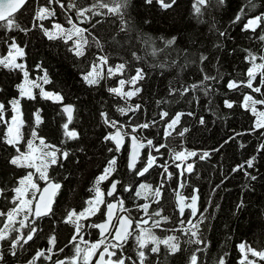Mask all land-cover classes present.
<instances>
[{
    "label": "trees",
    "instance_id": "1",
    "mask_svg": "<svg viewBox=\"0 0 264 264\" xmlns=\"http://www.w3.org/2000/svg\"><path fill=\"white\" fill-rule=\"evenodd\" d=\"M94 2L95 0H60L65 5L61 9L55 2L49 5L48 0H29L15 14L17 22L30 29L27 33L18 30L4 31L0 28V56L6 55L14 38L15 43L24 51L22 60L29 80H35L46 73L50 82L43 85L44 90L63 97L62 102L42 99L40 90L36 88L34 100H20L21 118L24 122L21 129L23 140L18 145L20 151H27L26 143L35 127L34 114L39 110L42 122L35 128L38 136L44 138L47 144L69 152L66 160L60 157L57 164L48 169L50 180L61 185L52 214L36 220L34 227L37 231L33 239L27 244L21 241L22 246H18L15 256L11 255L9 246L11 238L18 235L17 232L12 231L9 239L0 242V249L4 252V264H29L39 250H44L45 256L50 255L51 259L40 257L35 264H56L57 261L71 264L75 244L70 241L75 228L73 224L64 223V220L71 210L79 213L86 207L85 202L94 195L89 189L113 157L117 161L115 171L100 183L105 203L100 205L95 215L80 221L84 225L81 234L85 241L99 240L100 233L97 228L88 225L105 220L106 204L111 201L106 194L111 183L117 180L120 183L113 200L123 199L124 207L131 210L124 214L132 217L134 233L138 231L136 221L143 218L148 223L141 227L151 229L152 234L160 240L169 236L179 238L180 250L175 254H169L163 244L160 245L158 253H151L149 250L154 245L149 242L143 249L147 256L145 264H190L193 254L197 255L198 264H217L221 257L225 264H240L243 258L239 250L241 243L245 244L246 250L251 247L264 251V150L258 151L259 146L264 143V135H261L264 129L252 132L255 117L241 107L246 94L256 99H264V86L261 87V93L252 92L244 84L233 90L226 86L230 80L247 81L246 73L251 66L246 59L248 53L257 57V64H264V60L260 59L264 57V41L259 39L264 35L261 31L264 29V21L255 32L242 30L247 19L264 13V0H253L255 7L247 6L248 0H224L219 6L213 0L211 6L202 7L203 15L199 19L193 13L194 0H177L176 5L167 10L161 9L156 0L151 5L146 4L145 0H132L128 9L133 29L130 33L121 32L118 19L106 15L92 16L88 13L91 19L81 23L75 8L69 7L71 4H75L77 8L90 7ZM41 6L54 9L55 16L44 21L34 20L35 12ZM242 8L240 20L234 23ZM103 11L106 12V9ZM69 16L78 27L88 30L84 35L88 37L90 46L83 57L75 56L70 50L73 41L65 43L63 38L50 40L39 27L42 23L44 27L53 30L52 25L59 23L65 29L70 28L71 25L67 22ZM221 32L224 33L223 36L220 35ZM93 36L100 40L103 51L92 45ZM139 36L152 37L158 48L163 47V40L172 37H176V43L152 57L148 55L150 50H146L138 39ZM133 52L142 59H134ZM201 54L208 57L203 63L200 62ZM99 55H107L109 58L108 64L101 69L104 78L98 85L89 86L82 76L89 71L92 61ZM125 62L126 68L122 76L117 74L107 77L109 66ZM161 63L166 66L158 67ZM137 68H142L144 72V79L135 86L141 89L137 95L125 101L109 93L108 89L118 86L120 79L127 80L134 76ZM261 71L264 70H257L253 87L260 86V81L264 78ZM205 74L217 77V80L204 82L210 89L207 95L202 89L189 91L184 95L179 92L170 94V89L200 84ZM23 81V72L19 69L9 70L0 66V103L4 105L5 120H10L13 115L10 102L19 97L18 86ZM123 90H130V86L126 84ZM225 100L233 102L234 106L231 109L226 108ZM137 104L140 105L138 111H129L127 115L118 111L120 107H135ZM67 105L73 107L68 131H76L77 139L65 136L63 125L67 122V113L62 109ZM257 108L264 110V105H257ZM163 111L168 112V116L161 120L160 113ZM102 112L107 113L109 120L118 121V126L124 125L121 131L130 134L125 136L127 143L130 136L135 135L146 138L145 141L151 139L156 146L166 145L159 153L152 151V155L157 157L156 164H167L168 171L173 174L164 183L159 203H152L150 195L147 200L136 197L135 192L139 190L141 183L151 185L154 190L161 182L163 169L154 165L143 177L130 171L128 144L116 152L114 143L111 140L105 141V137L116 129L104 123ZM189 112L193 115H187ZM178 113L184 115L172 135L165 139L166 124ZM200 117L204 118L203 124L199 123ZM146 122L153 123L154 126L132 133L133 126ZM184 128L188 132L179 136L178 133ZM5 132L6 125L0 123V137ZM236 133L241 135L237 136ZM36 144H39L38 140ZM110 148L113 151H109ZM172 150L197 153L190 159L194 164L193 172L184 174L186 185L182 194L191 197L193 189H199L200 215L204 216V221L199 226V235L206 242V248L204 245L189 244V236L180 231H172L180 227L173 191L177 189L180 171L176 164H171ZM204 152L209 153V156L201 159ZM16 155L19 153L13 147L0 142V189L5 190L0 195V211L5 213L14 207L11 203L15 195L12 189L18 186V181L28 172H34L31 168L11 165L9 161ZM147 155L148 151H145L137 170L144 166ZM252 157H255L254 167L247 168L245 165V168L257 177L255 180L246 176L244 169L233 171ZM34 180L41 189L45 186L44 181L38 180V173ZM126 186H131L132 190L124 191ZM28 198L31 199V192ZM144 203L150 204L147 216L137 208ZM34 204L35 201L33 209ZM155 210H161V216H153ZM199 216L194 223L198 222ZM162 217L169 219L159 227H153V222L161 220ZM22 218L23 214L17 217V221ZM184 218H190L189 212ZM4 219L0 217V229H3ZM31 219L34 217H30L29 222ZM15 227L19 228L20 224L17 222ZM185 227L188 225L185 224ZM22 232L26 236L29 228H23ZM53 235L56 238L54 247L49 243ZM80 246L86 247L84 244ZM49 248L52 249L51 252H48ZM198 248L204 250L197 251ZM116 252L115 259L121 255L131 257V260H125V264L138 260L134 236L128 238L122 252ZM247 260L264 264V260L252 256L251 253H248Z\"/></svg>",
    "mask_w": 264,
    "mask_h": 264
},
{
    "label": "snow or ice",
    "instance_id": "2",
    "mask_svg": "<svg viewBox=\"0 0 264 264\" xmlns=\"http://www.w3.org/2000/svg\"><path fill=\"white\" fill-rule=\"evenodd\" d=\"M27 0H0V28L4 31H23L27 33L30 29L22 27L18 22L17 18L15 17L14 13H16L25 3ZM53 2L59 4L61 9L65 8L63 3H60V0H48V4H52ZM132 0H95V2L90 7L84 8H77L75 4L69 5V7L75 8L77 18L80 20L81 23L89 21L91 17L88 13H91L92 16H101L106 15L110 17H114L118 19L120 24V31L121 32H131L133 29L132 25V18L128 13V9L131 6ZM217 6L222 5L224 0H214ZM146 4L151 5L153 0H145ZM156 3L160 6L161 9L167 10L172 8L176 5L177 0H156ZM213 4V0H194L193 3V13L199 19L202 17V7L211 6ZM251 7H255L253 0H248V5ZM106 9V12L103 10ZM55 10L50 9L47 6L39 7L34 15V20L44 21L49 19L50 17L55 16ZM241 14H243V8L241 9V13H238L233 21L238 22L241 18ZM264 21V13L256 15L253 18L247 19L246 23L243 26V31L251 30L255 32L258 27H260L261 22ZM68 24L71 25L70 28L65 29L61 24L56 23L52 25L53 30H49V28L44 27L41 23L39 27L44 32V34L48 37V39H60L63 38L64 42L67 43L69 40L73 41V46L70 49L75 56L83 57L86 53V49L90 46V42L87 36L84 35L87 32V29L80 28L77 26L76 23L73 22L72 18L69 16L67 20ZM99 23V21H97ZM58 30V31H56ZM264 32V29H261ZM91 35V34H89ZM221 36L224 35L223 32L220 33ZM75 37V39H74ZM138 39L140 42L145 46L146 50L148 51V55L152 57H156L160 52L165 51L168 48H171L176 43V37H172L171 39L163 40L161 37L160 39L163 40V47L158 48L156 46V41L150 36H139ZM261 41H264V35L259 37ZM92 45L98 48L100 51H103V45L101 44L100 40L93 36L92 37ZM133 57L136 60L142 59V57L137 56L135 52H133ZM24 56V51L20 48L13 38L12 43L3 57H0V66L7 68L9 70H16L19 69L23 72L24 83L18 86L19 90V97L14 98L11 102V109L13 111V115L10 120H5L4 118V105L0 103V123L6 125V132L3 137H0V142H3L15 149L19 155L13 156L9 163L11 165H15L17 167H27L34 169L27 173L26 176L21 178L18 181V186L12 189L15 193L14 197L11 200V203L14 205L12 209L8 212L0 211V217L5 218L3 221V229H0V242L9 239L10 233L15 231L18 235L14 238H11V243L9 246V251L11 252L12 256L17 254V248L21 245V241L24 244H27L28 241L33 239L37 228L34 227L36 224V220L40 219L43 216H49L52 214V205L54 203V198L56 193L61 188L59 183H55L50 180L48 176V169L52 165H56L58 159L62 157L63 159H67L69 156L68 151H62L55 145L47 144L44 138L39 137L35 128L39 126L42 122L39 110L34 114L35 117V127L31 132V138L26 143L27 151L21 152L18 145L23 140L22 134V127H23V120H22V113L20 108V100L23 98H27L29 100H34L36 95L33 92V89L38 88L39 95L42 99L53 100L55 102H62L63 97L58 93H53L49 91H45L43 88L44 84H48L50 81L48 80L47 74L45 73L42 77H38L35 80H29L28 72L25 68V65L22 63H17V58H22ZM108 56L107 55H99L97 56L91 63L89 71H87L83 76L82 79L84 82L89 86H95L100 83V80L104 78V75L101 71L104 65L108 64ZM208 57L206 55H200V62L203 63L207 60ZM247 60L250 62V68L248 69L246 76V82H237L235 80H230L227 83V88L230 90L238 88L241 84H244L247 88L251 89L252 92L261 93V87L264 86V78L260 81V86L253 87V82L256 78V73L258 69L264 70V64H257L256 60L257 57L251 53H248L246 57ZM261 60H264V57H260ZM175 61H173V64ZM160 68H164L166 65L161 63L157 65ZM126 68V62L116 64L114 66H109L107 68V77L111 78L114 75H123L124 70ZM261 76L264 77V71H261ZM144 79V72L142 68H137L135 70V75L129 79H120L118 81V86L111 87L108 89L109 93H113L116 96L120 97L127 101L131 99L133 96L137 95L141 89L135 87L137 82ZM217 80L215 76H209L205 74L203 76V80L200 84H192L190 86L184 87L182 89H170V94L174 95L177 92L180 95H184L189 91L195 92L197 89H202L207 95L210 89L205 85V81H214ZM130 86V90L124 91L125 85ZM157 103H160L159 101ZM209 103H211L209 101ZM224 105L226 108L231 109L234 104L233 102H229L227 100L224 101ZM257 105H264V99H256L252 95H244L241 107L252 114L255 117L251 131H257L259 129H264V110H260L257 108ZM140 109V105L137 104L135 107L128 105L126 107L118 108V111L121 114L127 115L129 111H138ZM63 112L67 113V122L63 125V129L65 130V136L70 139H77L78 133L76 131H68V124L72 121V112L73 107L70 105L64 106L62 109ZM184 115L183 113L176 114L167 124H166V133L165 139L168 136L172 135V132L175 131L176 125L179 123L181 116ZM187 115L191 116L193 113L189 112ZM161 120L168 116V112L163 111L160 113ZM101 117L104 120V123L107 124L109 127L115 128L116 131L114 133H109L105 137V141L111 140L115 145V151L119 152L121 147L123 146L124 136L130 135L127 132L122 134L121 129H123L124 125H119V122L116 120H109L107 113H101ZM200 124L204 123V118L200 117L199 120ZM154 126L153 123H143L137 126L132 127V133L137 132L139 129H148L149 127ZM171 130V131H168ZM188 132L187 128L182 129L178 135L184 136V134ZM236 135H241V133H236ZM264 135V133H261ZM234 138V137H233ZM131 139V152H130V159H129V170L136 173L137 176L142 177L151 169L154 165L163 169L162 179L160 184L153 190L151 185L141 183L139 185V190L135 192L136 197H140L142 199L147 200L148 196L152 197V203H159V200L162 196V189L164 187V183L167 180L172 178V173L168 171L167 164H156L157 157L152 155V151L159 153L160 149L166 147V145H159L156 146L153 144L151 139H147L146 143L143 142L142 138H139L135 135L130 136ZM146 139V138H144ZM39 141V144H36V141ZM228 141H225L227 143ZM149 148L150 151L147 155L146 162L144 166L137 170L136 164L139 159V151L142 148ZM243 147V145H241ZM259 150H264V143L259 146ZM109 151H113V149H109ZM215 151H218L216 149ZM59 153V157H58ZM196 152H188L182 150L180 152H176L172 150V159L174 161H182L189 157L196 156ZM209 156V153L204 152L201 154L200 158L205 159ZM255 157L250 158L246 162L241 165H238L233 171H239L244 169V174L248 176L251 180H255L257 177L251 175L247 171V168L254 167ZM116 157H113L109 160L108 165L105 167L103 173L97 177L96 181L92 188L89 189L94 195L88 199L86 203V207L77 213L74 209L71 210L68 215L66 216L64 223H70L74 225L75 231L70 243L75 244L74 256L71 258V264H91V258L95 256V253L103 246V251L100 252L99 258L97 259L96 264H125V260H131V257H125L121 255L117 259L113 260L112 257L117 255L116 250L119 249L123 250L124 244L127 242L130 236H134L135 243L137 244V258L138 260L132 261V264H145L147 259L146 253L143 250L146 245L151 242L154 247H152L149 251L151 253H158L160 251V245L163 244L168 249L169 254H175L180 250L179 238L177 236H169L164 240H160L154 234H152L151 229H145L141 227L142 224H147L148 220H141L136 221V228L137 232L132 231V224L133 219L130 215H121L116 217V223L113 224L114 218V210L117 209L119 205V211L121 213L130 212V209H126L124 207L123 199L117 198L115 203L108 202L106 204V221L103 223H92L89 224L88 227L91 228H98L100 231V238L96 242L85 241L83 238L82 229L84 225L80 223L81 220H87L90 216L95 215L96 212L99 211L100 205L104 204V193L100 188V183L105 181L110 177V175L115 171L116 165ZM245 165L247 168H245ZM176 167L180 169L179 172V182L177 189H174L175 197H176V207L180 216V227L174 228L172 231H180L184 235L189 236V240L187 243L189 244H196V245H204L205 248L207 247L206 242L200 238L199 235V226L200 223L204 221V216L201 214L199 216V220L196 223H193V220L197 218V214L199 212L198 208V200H199V189H193V194L191 197L185 196L182 194L179 189H183L186 185V181L184 180V174L192 173L194 165L189 163L186 166L182 164H176ZM38 173V180L45 182V187L42 189L39 187L38 183L34 180V176ZM120 183L119 181L114 180L110 186V190L107 192L109 197L113 196L116 191L117 184ZM131 186H126L124 191H131ZM5 190L0 189V195L3 194ZM31 192V199L28 198V194ZM39 193V196H37ZM35 201V208L33 209V202ZM150 207L149 203H144L142 205H138L137 208L140 211H143L144 214L148 215V209ZM188 209L189 211V219H185V210ZM23 214V218L17 221V217ZM153 216H161V210H155L152 213ZM30 217H35V219H31L29 222ZM75 218V219H74ZM151 219V217H150ZM168 217H162L161 220H156L153 222V227H159L162 222H167ZM20 224V227H15L16 223ZM185 224L188 227H185ZM29 228L28 234L22 232L23 228ZM110 229H114L110 231ZM77 237H79V241H77ZM110 238V239H109ZM194 238V239H193ZM50 245L53 247L56 243L55 236H51L49 240ZM84 244L86 247H81L80 245ZM204 248H198L197 251H203ZM239 250L243 254V258L240 264H256V261H248L247 255L251 253L252 256L258 257L260 260H264V251H257L248 247L246 250V246L244 243L239 245ZM52 249L49 248L48 252H51ZM62 251V249H61ZM108 257L106 260L105 257ZM40 257H45V259H51V256H45L44 250H39L33 260L29 261V264H35V261L38 260ZM0 264H4V252L0 249ZM56 264H66L65 261H57ZM190 264H198L197 255L193 254L190 257ZM217 264H225V260L221 257Z\"/></svg>",
    "mask_w": 264,
    "mask_h": 264
},
{
    "label": "water",
    "instance_id": "3",
    "mask_svg": "<svg viewBox=\"0 0 264 264\" xmlns=\"http://www.w3.org/2000/svg\"><path fill=\"white\" fill-rule=\"evenodd\" d=\"M28 1H29V0H27V2H28ZM27 2H26V3H27ZM26 3H25V4H24V5H23V6H22V7H21L16 13H18V12H19V11H20V10L26 5ZM16 13H14V15H15ZM67 115H68V114H67ZM72 116H73V112H72ZM122 134H123V132H122ZM144 143H146V142H144ZM127 144H128V147H129V153H128V164H129L130 152H131V139L129 138V141H128V143H127V138L124 136L123 146H122L121 148H124ZM146 148H147V147L140 149V151H139V159H138V162H137V164H136V168L138 167V165H139V163H140V160L143 158ZM152 168H153V167H152ZM152 168H151V169H152ZM128 169H129V167H128ZM151 169H149V171H150ZM149 171H148V172H149ZM179 171H180V169H179ZM148 172H147V173H148ZM147 173H145V175H146ZM145 175H144V176H145ZM142 177H143V176H142ZM116 181H117V180H116ZM53 182H54V181H53ZM111 184H112V183H111ZM118 185H119V183H118L117 186H116V191H115V193L113 194V196L109 197V196L106 194L107 197H108V199L111 200L110 202H113V203L116 202V201L113 200V199L115 198V196H116V194H117ZM110 186H111V185H110ZM110 186H109V188H108V191L110 190ZM44 187H45V186H44ZM59 190H60V189H59ZM59 190H58V192H59ZM108 191H107V192H108ZM179 191L182 192V189H179ZM58 192L56 193V196H57ZM38 196H39V195H38ZM56 196H55V198H54V203H55ZM54 203H53V205H52V208H53V206H54ZM34 208H35V204H34ZM198 208H199V212H198V214H197V217L200 215V197H199V200H198ZM189 211H190V210L186 209V210H185V214H186L187 212H189ZM105 212H106V210H105ZM118 212H119V205L117 206V209L114 210L115 215H114V218H113V221H112L113 224L116 223V217H118ZM44 217H47V216H43V217H41V218H44ZM34 219H35V217H34ZM195 220H196V219H195ZM195 220H193V223H194ZM105 221H106V215H105V220H104L103 222H105ZM103 222H101V223H103ZM132 229H133V224H132ZM97 230L99 231L98 228H97ZM112 230H114V229H110V231H112ZM99 233H100V231H99ZM102 251H103V250H102ZM99 255H100V253H99ZM99 255H98L97 259L99 258ZM115 257H116V256H115ZM115 257H112V259L115 260ZM97 259H96V261H95L94 264H96ZM105 259L107 260L108 257L106 256Z\"/></svg>",
    "mask_w": 264,
    "mask_h": 264
},
{
    "label": "built area",
    "instance_id": "4",
    "mask_svg": "<svg viewBox=\"0 0 264 264\" xmlns=\"http://www.w3.org/2000/svg\"><path fill=\"white\" fill-rule=\"evenodd\" d=\"M149 150H150V149H149ZM186 161H188V160L186 159L185 161H175V162H183V163H186ZM109 239H110V238H109ZM101 249H103V246H101V248L95 253V256H93V257L91 258V264H93V262L95 261V258H96L97 253H98Z\"/></svg>",
    "mask_w": 264,
    "mask_h": 264
},
{
    "label": "rangeland",
    "instance_id": "5",
    "mask_svg": "<svg viewBox=\"0 0 264 264\" xmlns=\"http://www.w3.org/2000/svg\"><path fill=\"white\" fill-rule=\"evenodd\" d=\"M16 44H17V43H16ZM17 45H18V44H17ZM18 46H19V45H18ZM0 57H3V56H0ZM22 59H23V57H22V58H19V57H18V58H17V63H22V64H24V62H23ZM23 83H24V81H23ZM23 83H22V84H23ZM33 92H34V89H33ZM185 160H186V159H185ZM185 160H182V161H185ZM187 160H189V158H187ZM186 162H187V161H186ZM188 164H189V163H188Z\"/></svg>",
    "mask_w": 264,
    "mask_h": 264
}]
</instances>
